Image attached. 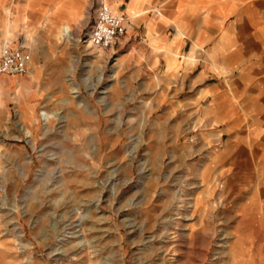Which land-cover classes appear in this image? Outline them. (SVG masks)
<instances>
[{
    "label": "rangeland",
    "instance_id": "1",
    "mask_svg": "<svg viewBox=\"0 0 264 264\" xmlns=\"http://www.w3.org/2000/svg\"><path fill=\"white\" fill-rule=\"evenodd\" d=\"M54 3L71 17L0 0V51L20 18L7 45L31 55L27 74L0 75V264H264L249 141L202 123L144 24L125 13L127 34L97 50V0Z\"/></svg>",
    "mask_w": 264,
    "mask_h": 264
},
{
    "label": "crops",
    "instance_id": "2",
    "mask_svg": "<svg viewBox=\"0 0 264 264\" xmlns=\"http://www.w3.org/2000/svg\"><path fill=\"white\" fill-rule=\"evenodd\" d=\"M111 3L119 13L144 24L143 38L150 43L147 53L158 57L156 67L162 64L168 76L175 74L179 65L184 70H180L185 75L180 91H190L185 99L192 108L197 107L202 123L232 142L249 141V165L263 170L264 0ZM47 5L48 19L60 12L65 17L72 15L68 6L56 7L54 0H48ZM19 21L6 19L2 24L6 45Z\"/></svg>",
    "mask_w": 264,
    "mask_h": 264
},
{
    "label": "built area",
    "instance_id": "3",
    "mask_svg": "<svg viewBox=\"0 0 264 264\" xmlns=\"http://www.w3.org/2000/svg\"><path fill=\"white\" fill-rule=\"evenodd\" d=\"M97 8L87 41L97 50H106L127 34L131 24L123 13L111 8L106 0H97ZM30 56L23 46L5 45L0 51V75L27 74Z\"/></svg>",
    "mask_w": 264,
    "mask_h": 264
},
{
    "label": "bare ground",
    "instance_id": "4",
    "mask_svg": "<svg viewBox=\"0 0 264 264\" xmlns=\"http://www.w3.org/2000/svg\"><path fill=\"white\" fill-rule=\"evenodd\" d=\"M103 79H104V73L101 72L100 75L98 76V82H101ZM73 86H74V85H73ZM73 90H74V92H76V93H79V92H80V89H79V86H78V85H75L74 88H73ZM2 110H4V109L1 108V106H0V113L2 112ZM42 117H43V120L49 121L51 115H50L49 111L44 110V111L42 112ZM24 128L27 130V132H30V128H29V126H28V127L24 126ZM44 169H45V168H44ZM44 169H43V170H44ZM44 175H45V174H44ZM44 175H40V173H39V174H38V177H43ZM96 202H97V201H96Z\"/></svg>",
    "mask_w": 264,
    "mask_h": 264
}]
</instances>
